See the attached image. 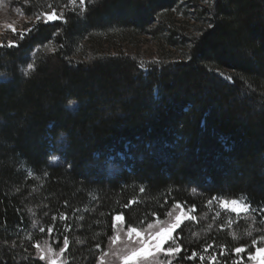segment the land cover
I'll return each mask as SVG.
<instances>
[{
	"label": "trees",
	"instance_id": "1",
	"mask_svg": "<svg viewBox=\"0 0 264 264\" xmlns=\"http://www.w3.org/2000/svg\"><path fill=\"white\" fill-rule=\"evenodd\" d=\"M62 1L16 0L29 15ZM182 1L85 0L86 11L64 9L66 23L41 16L0 47L10 78L0 82V264H50L33 259L35 245L60 251L65 236V264H104L116 215L140 229L174 202L193 217L178 230L181 258L203 243L231 250L225 235L199 226L203 201L264 206V0H211L194 35L182 31ZM143 35L157 39L159 57L142 51ZM62 134L70 165L51 166L50 143ZM126 147L129 169L95 173L99 154Z\"/></svg>",
	"mask_w": 264,
	"mask_h": 264
},
{
	"label": "rangeland",
	"instance_id": "2",
	"mask_svg": "<svg viewBox=\"0 0 264 264\" xmlns=\"http://www.w3.org/2000/svg\"><path fill=\"white\" fill-rule=\"evenodd\" d=\"M15 1V2H14ZM209 3H205L204 0H183L181 3L180 12L185 16V20L188 22L183 23L182 27L187 34L196 33V30L201 26V11H204ZM66 3L64 0L62 3L57 5H52L56 9L57 14L61 12L64 13V5ZM50 8V7H49ZM44 12H35L27 14L23 7L16 2V0H0V47L4 44L12 45L15 44V39H21L22 34L26 32L35 24L38 20V15L44 17ZM42 13V14H41ZM188 14V15H187ZM140 46L142 51H144L148 57L156 58L159 57L161 47L157 42V39L151 35H143L140 38ZM175 52L174 48H171ZM178 57V54L174 56ZM173 58V59H174ZM22 66V71L27 73L31 68L28 65ZM32 65V64H31ZM219 75L228 79L226 73L218 71ZM10 78L3 73H0V82L7 81ZM79 104L77 101L73 100L68 105L67 108L72 113L78 110ZM48 161L51 166H65L69 167L70 161L67 156L68 139L65 134L60 135L56 138L53 143H50L49 147ZM128 147L125 148V152L116 149L110 150L105 153L99 154L93 165L97 174L105 178H116L125 169L131 167L130 162L134 161L135 157L131 153H127ZM194 187V188H193ZM193 195H201V189L198 186H193ZM211 200V203L208 201ZM209 200L203 201L202 218L200 221V227L209 228L218 233V235H225L229 243L234 244V247H225L224 245H217L213 243H203L202 251L196 252V258L200 256L204 257V260L199 259L200 264H225L227 260H230L232 264H264V252L255 255L254 259H249L250 253L255 254L256 249H264V206H253L245 197L233 198L223 195H215ZM206 201V202H205ZM224 201H227V206H225ZM236 201V204H233ZM236 207L237 212H233L232 208ZM172 216H167L161 220H155L150 223L153 227L150 229L148 225L144 228L138 229L145 239H148L149 233H154L161 227H168L172 222H174L175 217L178 215L182 216V223L185 221L193 219L191 210L183 208H171ZM219 214V215H217ZM122 216V215H121ZM123 217V216H122ZM39 222H34V227L38 228ZM126 227L124 217L121 221H116L114 226V234L112 237V242L110 246L109 255L104 260V264H124V256L130 255L133 249L139 248L140 245L136 242L137 238L133 235L130 240L128 237V229ZM180 239V236H177ZM255 241V243H253ZM38 244V243H37ZM40 245V249H37L39 254H43L48 263L52 264H65L62 258V254L59 250L54 248L49 241L43 242ZM208 246V250L205 251V247ZM150 247V246H149ZM237 247L246 248V251H242L239 254L234 253V249ZM51 249V251H48ZM43 250V252H41ZM223 252L225 255L221 256L220 253ZM197 253H200L197 256ZM160 259H166L162 254H158ZM216 256V260H212V256ZM175 257L173 258V262ZM185 262L180 261V264ZM141 264H157L153 258L142 261ZM174 264V263H173ZM177 264V263H175Z\"/></svg>",
	"mask_w": 264,
	"mask_h": 264
},
{
	"label": "snow or ice",
	"instance_id": "3",
	"mask_svg": "<svg viewBox=\"0 0 264 264\" xmlns=\"http://www.w3.org/2000/svg\"><path fill=\"white\" fill-rule=\"evenodd\" d=\"M205 3H209V0H204ZM51 8V11L49 13H45L43 17V23L45 24H54L56 21H60L61 23H66L63 16V12H61L59 15L56 12V9L53 8L51 5H49ZM65 8H71L72 11L76 10V7H79L81 11L87 10V5L85 3V0H68V3L64 5ZM41 17L38 16L37 20H40ZM213 25L209 24V27L211 28ZM23 38V34L21 36ZM29 68L32 67L31 64L28 65ZM229 80H231V77H228ZM143 191V189H142ZM208 203H211V200L208 201ZM225 206H227V201H224ZM233 204H236V201H233ZM173 207L175 208H183V205L179 202H174ZM75 211H78L75 210ZM233 212H237L238 209L236 207L232 208ZM167 216H172V212L168 211L165 213ZM219 215V214H217ZM64 220L68 219V213L65 212L63 216L61 217ZM53 221H55L56 217L53 216ZM123 217L121 215H116L113 220V225L115 226L116 221H121ZM153 225L149 224L148 228H152ZM182 227V216L178 215L175 217L174 222L170 224L168 227H161L154 233H149L148 239H145L141 232L136 227H130L128 229V237L131 240L133 235L137 238L136 242L140 245L139 248L133 249L131 251L130 255L124 256V264H141L142 261L148 260L149 258H153L154 261L157 262V264H173V258H177V264H180L181 259L186 260H194L196 259V253L193 252L191 255H186L185 257H180V253L184 251L183 247L180 243L177 242V235L178 230H180ZM41 232H44V229H40ZM49 232H51V228L49 229ZM255 243V241H253ZM69 244L68 237L65 236L63 238V247L60 248V253H64V251L67 249ZM150 246V247H149ZM35 247L37 249H40V245L36 244ZM205 251L208 250V246L205 247ZM26 251V249H25ZM48 251H51V249H48ZM242 251H246V248L237 247L234 249L235 254H239ZM43 252V250H41ZM264 252V249H256V253H250L248 258L254 259L255 255ZM158 254H162L163 257L166 259H160ZM221 256L225 255V253L221 252ZM33 259H39L43 261L45 259V256L43 254L38 255L37 257H33ZM199 259L201 261L204 260L203 256H200ZM212 260H216V256H212ZM52 264H55V261H52Z\"/></svg>",
	"mask_w": 264,
	"mask_h": 264
}]
</instances>
